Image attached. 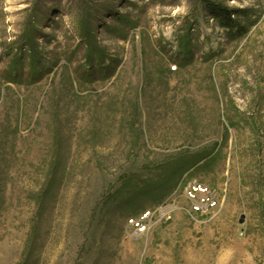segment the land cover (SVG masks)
<instances>
[{
  "label": "rangeland",
  "instance_id": "374dc122",
  "mask_svg": "<svg viewBox=\"0 0 264 264\" xmlns=\"http://www.w3.org/2000/svg\"><path fill=\"white\" fill-rule=\"evenodd\" d=\"M0 264H264V0H0Z\"/></svg>",
  "mask_w": 264,
  "mask_h": 264
},
{
  "label": "built area",
  "instance_id": "2783aa9c",
  "mask_svg": "<svg viewBox=\"0 0 264 264\" xmlns=\"http://www.w3.org/2000/svg\"><path fill=\"white\" fill-rule=\"evenodd\" d=\"M185 194L190 202L189 212L194 215L208 214L219 206L218 191L213 187L199 181L191 180L185 185ZM173 204L162 205L155 210H146L140 215L132 217L127 224L135 235H148L157 221L171 218Z\"/></svg>",
  "mask_w": 264,
  "mask_h": 264
},
{
  "label": "trees",
  "instance_id": "16d2710c",
  "mask_svg": "<svg viewBox=\"0 0 264 264\" xmlns=\"http://www.w3.org/2000/svg\"><path fill=\"white\" fill-rule=\"evenodd\" d=\"M219 16H220V21L222 24L231 30L235 28V20L233 18V15L235 14L234 11L228 10V9H219Z\"/></svg>",
  "mask_w": 264,
  "mask_h": 264
},
{
  "label": "water",
  "instance_id": "95a60500",
  "mask_svg": "<svg viewBox=\"0 0 264 264\" xmlns=\"http://www.w3.org/2000/svg\"><path fill=\"white\" fill-rule=\"evenodd\" d=\"M244 220H245V219H244V217H243V218L240 220V222H241V223H243V222H244Z\"/></svg>",
  "mask_w": 264,
  "mask_h": 264
}]
</instances>
